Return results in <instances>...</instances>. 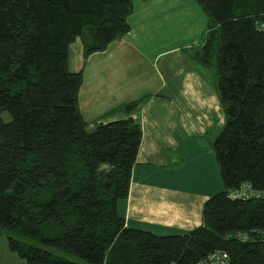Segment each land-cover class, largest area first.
Wrapping results in <instances>:
<instances>
[{
	"label": "trees",
	"instance_id": "16d2710c",
	"mask_svg": "<svg viewBox=\"0 0 264 264\" xmlns=\"http://www.w3.org/2000/svg\"><path fill=\"white\" fill-rule=\"evenodd\" d=\"M131 1L0 0V227L84 264H200L216 250L226 264H264V0H195L205 31L192 58L212 67L223 114L209 142L220 187L201 223L173 234L128 227L116 213L139 124L83 120L81 70L67 68L75 38L84 59L127 31ZM241 183L260 196L228 197ZM6 246L25 264H81L10 235Z\"/></svg>",
	"mask_w": 264,
	"mask_h": 264
},
{
	"label": "crops",
	"instance_id": "0c3cea01",
	"mask_svg": "<svg viewBox=\"0 0 264 264\" xmlns=\"http://www.w3.org/2000/svg\"><path fill=\"white\" fill-rule=\"evenodd\" d=\"M126 22L125 33L84 59L79 39L69 43L67 68L81 70L77 109L87 122L139 124L127 194L115 203L124 225L184 233L201 223L202 202L220 187L199 138L223 122L211 67L192 58L205 17L195 0H132Z\"/></svg>",
	"mask_w": 264,
	"mask_h": 264
},
{
	"label": "rangeland",
	"instance_id": "374dc122",
	"mask_svg": "<svg viewBox=\"0 0 264 264\" xmlns=\"http://www.w3.org/2000/svg\"><path fill=\"white\" fill-rule=\"evenodd\" d=\"M210 69H211L212 76H213L212 67ZM0 116L4 120L8 119V114L6 112H4V111L0 113ZM222 124H223V122L219 126L218 125H214L213 129L211 131L205 132L204 134L200 135L199 138H200L201 142L208 149H210L209 148V142L216 136V134L218 133V131L221 128ZM0 228H1L0 229V244H3V246H4V251H3V248L1 250V247H0V264H25L24 260L19 258L16 253H14V252H12V251L7 249V246H6V235H10V236L22 241L23 243L32 244V245L41 247L43 249H46L49 252H51L52 254L57 255L59 257H62V258H65V259H68V260H71V261H74V262H77V263L84 264V262L81 259H79L78 257H76V256H74V255H72V254H70L68 252H65L64 250H58V249H55V248H51V247H48V246L41 245L36 239L23 237L18 232H14V231H11V230L3 228V227H0Z\"/></svg>",
	"mask_w": 264,
	"mask_h": 264
},
{
	"label": "built area",
	"instance_id": "2783aa9c",
	"mask_svg": "<svg viewBox=\"0 0 264 264\" xmlns=\"http://www.w3.org/2000/svg\"><path fill=\"white\" fill-rule=\"evenodd\" d=\"M257 30L262 32L264 35V17L260 22L256 24ZM259 193L251 189L248 183H241L236 189L230 190L228 192V197L230 198H249V197H259ZM200 264H226V258L223 254L216 251H211L206 258L201 261Z\"/></svg>",
	"mask_w": 264,
	"mask_h": 264
}]
</instances>
